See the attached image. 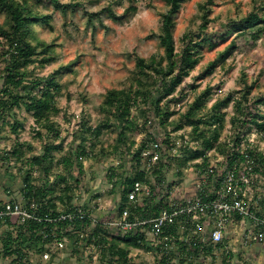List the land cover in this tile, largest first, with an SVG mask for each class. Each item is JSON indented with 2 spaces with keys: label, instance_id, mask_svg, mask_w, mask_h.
<instances>
[{
  "label": "trees",
  "instance_id": "16d2710c",
  "mask_svg": "<svg viewBox=\"0 0 264 264\" xmlns=\"http://www.w3.org/2000/svg\"><path fill=\"white\" fill-rule=\"evenodd\" d=\"M86 1L99 3L102 0H0V140L3 138L1 131L6 127L19 135L23 121L16 111L24 110L32 116L33 130L42 142L41 153L31 156H27L23 142L16 141L9 150L0 148V163L5 170H9L14 161L19 172H24L20 189L22 200L11 198L7 202L20 203L37 216L51 219L41 222L28 219L12 224L14 232L6 233L1 239L0 257L9 259L7 264H32L29 256L48 253L49 262H52L58 254L52 245L57 243L58 246L67 240L74 245V250H78L79 245L95 249L103 264H132V250L151 252L154 264H200L201 258L208 257L211 263L218 258L221 264H235V254L228 249L227 239L218 244L204 242L197 235L191 239L192 224L188 223L182 231L178 219L163 230L173 237L175 249L168 253L163 243L155 244L149 239V224L123 233L100 222L94 224L90 218L81 220L76 216L53 221L70 213L83 212L93 216V207L74 202L79 179H73L72 172L76 168L78 174H83V160L96 157L95 149L102 143L104 129L112 128L116 132L109 154L129 159L132 170L127 176L116 175L113 168L109 169L110 180L117 176L111 193L119 195L114 218H120L125 209L127 219L132 222L158 217L161 210L168 207L174 186L182 181L189 169L196 171L198 176H207L209 183L203 188V194L206 195L204 198L211 197L210 181L213 178L222 180L235 163L243 167L244 153H248L253 161L257 184L264 179V149L249 138L255 133V138L264 140V93L250 98L254 85L246 82L237 97L229 94L221 98L207 86L190 98L189 93L180 88L200 63L203 48L215 45L209 31L213 21L210 17L212 0L199 4L201 23L197 30H189L180 37L179 49L174 39L175 15L187 0H163L164 10L158 13L159 32L154 35L162 53L148 58L136 56L128 83L120 88H110L103 94L99 111L107 114L106 117L96 126L83 123L82 133L76 137L78 145L74 144V139L65 148L61 131L53 119L58 113L57 96L61 90L58 77L74 62L60 66L48 76H40L37 69L55 60V49L59 45L56 40L47 43L38 39L35 26L41 24L53 32V16L44 13L42 8L66 13L83 6ZM103 1L107 3L100 11L88 14L90 22L93 16L99 17L102 13L114 22H122L137 10L135 1L129 0V7L117 14L112 6L121 4V0ZM234 32L239 36H250L251 41L264 36V0L254 5L244 17L231 19L221 38ZM236 49V40H232L207 64L198 79L212 74L215 67L224 64ZM191 87L195 89V85ZM211 98L213 101L208 103ZM229 104H232L230 114L226 110ZM227 122L233 133L222 137ZM42 130L47 132L46 140H42ZM177 132L181 133L175 135ZM139 135L142 136L138 140ZM185 139L188 143L184 145ZM152 141L159 142L162 154L160 161L147 170L144 166L147 157L143 154L150 149ZM98 151L103 153L105 150L101 147ZM218 157L221 161L210 172L211 161ZM170 165L174 166L175 177H178L175 181L167 180ZM51 175L52 180L49 179ZM135 182L149 185L151 192L149 196L131 202L128 193ZM252 197L249 208L256 215L264 216L263 192ZM4 202L0 200V205ZM233 220L240 221L241 218L235 216ZM4 223L10 224V218L0 219V225ZM186 236L190 240L184 241Z\"/></svg>",
  "mask_w": 264,
  "mask_h": 264
},
{
  "label": "rangeland",
  "instance_id": "374dc122",
  "mask_svg": "<svg viewBox=\"0 0 264 264\" xmlns=\"http://www.w3.org/2000/svg\"><path fill=\"white\" fill-rule=\"evenodd\" d=\"M137 10L129 14L122 22H114L106 14L99 17H92L90 22L89 13L100 11L106 1L84 2L83 6L74 11L68 10L66 13L53 10L50 7L42 8L44 13L53 16L51 32L44 25L35 26L37 37L47 43L56 40L59 45L55 49V60L44 67L37 69L40 76H48L60 66L74 62L67 70L58 77L61 86L60 94L57 96L58 113L55 114L54 121L56 128L61 131V138L64 140V147L68 148L74 141L78 145V137L81 125L96 126L107 114H101L99 104L103 94L110 88H120L128 83L130 72L134 67L136 56L144 58L152 54L162 53L158 47V42L154 36L159 32V12L164 10L163 0H134ZM206 0H187L175 15L176 28L174 39L177 49L180 48V37L189 30H197L201 23V12L198 9L200 3ZM212 13L210 17L213 21L209 24V31L215 39L213 47L203 48V57L190 76L181 85L187 93L194 96L205 87H212L218 96L223 98L229 94L237 97V93L243 90L244 83L254 85L249 97L255 98L258 94L264 93V36L256 41H251L250 36H239L237 32L221 38L226 32L227 24L231 19H239L250 12L254 5L260 0H212ZM129 0H121V4L115 3L112 7L117 14H121L129 7ZM2 16H0V22ZM232 40H236L238 49L226 60L224 64L217 65L212 74L203 79H198L204 72L207 64L217 57L219 51L227 47ZM195 85V89L191 87ZM211 98L208 103H211ZM226 110L232 113V104ZM18 118L23 121L19 135L10 132L9 127L4 128L1 133L0 148L9 150L12 145L19 141L26 143L24 150L27 156L36 155L42 151L41 139L35 135L34 120L32 116L24 110L16 111ZM136 111H134V114ZM42 140H46L47 132L42 130ZM181 132H177L179 134ZM229 123L223 130V135H232ZM142 135H139V140ZM256 134L250 135V140L257 143L264 149V140L255 138ZM116 132L114 129H104L102 131L101 145L95 149L96 157L83 160V174H78L74 168L73 179L78 178L79 184L74 190V202L76 205L91 206L94 208L93 216L99 219H111L114 217V207L119 200V195L111 193L113 184L116 183L117 176L110 180L109 169L113 168L117 173L129 176L132 172L129 159H120L117 154L110 155V146L115 142ZM29 144V146H28ZM104 152L98 151L101 147ZM5 170V166L0 163V200L7 201L14 198L21 201L20 189L23 186L24 172H19L14 161ZM167 180H177L175 169L170 165ZM53 179V175L49 176ZM72 179V180H73ZM154 181V180H153ZM201 182L197 172L189 169L185 171L182 181L174 186V196L192 195L195 187ZM263 182V183H262ZM259 188L249 194V200L253 199L256 193H264V179H261ZM9 193V194H8ZM249 201V202H250ZM97 203V207L95 206ZM16 218H10V224L0 225V250L1 239L8 232H14ZM245 222L240 221L235 224L228 239V249L234 254H246L245 264H264V255L258 250L262 248L257 243L245 245L238 240L241 237ZM236 230L237 232H235ZM52 245V249L58 251L57 256L50 261V257L44 259L42 255L29 256L32 264H103L100 262L99 253L91 247L79 245L78 250H74V245L67 240ZM56 247V248H55ZM258 251V252H257ZM261 254V256H260ZM50 255V254H48ZM263 255V256H262ZM132 264H154V257L151 252L144 250H132L130 253ZM237 258L233 263L238 262ZM201 258L200 264H221L220 259L213 263ZM9 259L0 257V264H7Z\"/></svg>",
  "mask_w": 264,
  "mask_h": 264
},
{
  "label": "built area",
  "instance_id": "2783aa9c",
  "mask_svg": "<svg viewBox=\"0 0 264 264\" xmlns=\"http://www.w3.org/2000/svg\"><path fill=\"white\" fill-rule=\"evenodd\" d=\"M185 139L183 144H187ZM172 151H175L172 149ZM165 152V150H163ZM162 154L160 144L157 141L150 143V149L144 152L147 157L145 168L148 170L155 166ZM244 166L240 168V164L235 163L233 169L229 170L222 180L213 178L210 181L211 197L204 198L203 188L209 183L207 176H198L201 182L195 187V192L192 195L174 196V192L170 193L169 205L161 210L160 215L153 219L144 222H132L128 220V211L125 209L120 218L99 219L95 216H88L83 212L70 213L65 216L53 219L56 221L60 218L78 217L83 220L90 218L96 224L98 222L120 229L123 233L131 231L134 227L149 224L147 235L149 239L155 243H163L164 250L168 253L175 249L173 247V237L164 233V229L171 225L176 219L180 222V228L184 231L188 223L192 224L190 231L191 239L195 235L202 238L204 242L218 244L224 239H229L232 228L240 221L245 222V226L238 239L240 243L248 245L250 243H264V216H258L249 208V194L259 186L256 181V176L253 173V161L248 153L243 154ZM221 161V157L212 160L210 164V172L213 167L216 168V163ZM151 189L149 185L135 182L132 190L128 193V200L131 202L137 201L139 198L149 196ZM264 194V193H263ZM249 197V198H248ZM248 199V201H247ZM241 218L240 221H234V217ZM16 218L19 222H25L32 219L41 222L45 218L37 216L35 213L24 209L20 203L4 202L0 205V219ZM51 220V219H48ZM237 232L236 230H234ZM189 236V235H188ZM184 241L190 240L189 237H184ZM44 259L49 257L48 253H44ZM209 258V257H208ZM205 258V261L208 260ZM211 259V258H210ZM218 259V258H216ZM211 261V260H210Z\"/></svg>",
  "mask_w": 264,
  "mask_h": 264
},
{
  "label": "crops",
  "instance_id": "0c3cea01",
  "mask_svg": "<svg viewBox=\"0 0 264 264\" xmlns=\"http://www.w3.org/2000/svg\"><path fill=\"white\" fill-rule=\"evenodd\" d=\"M259 245H261L262 248L259 249L258 251H259L261 254L264 255V243H263V244H259ZM258 251H257V252H258ZM261 254H260V256H261ZM263 255H262V256H263ZM246 256H248V255L238 253V254H235V257H234V258H237L236 260H238V262H239L240 264H245ZM238 262H237V263H238ZM235 263H236V262H235Z\"/></svg>",
  "mask_w": 264,
  "mask_h": 264
},
{
  "label": "water",
  "instance_id": "95a60500",
  "mask_svg": "<svg viewBox=\"0 0 264 264\" xmlns=\"http://www.w3.org/2000/svg\"><path fill=\"white\" fill-rule=\"evenodd\" d=\"M235 264H238V263H235Z\"/></svg>",
  "mask_w": 264,
  "mask_h": 264
}]
</instances>
